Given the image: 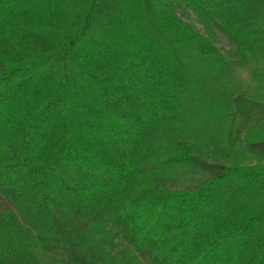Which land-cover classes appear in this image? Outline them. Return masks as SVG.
Returning <instances> with one entry per match:
<instances>
[{
    "label": "trees",
    "instance_id": "obj_1",
    "mask_svg": "<svg viewBox=\"0 0 264 264\" xmlns=\"http://www.w3.org/2000/svg\"><path fill=\"white\" fill-rule=\"evenodd\" d=\"M0 194V264H264V0H0Z\"/></svg>",
    "mask_w": 264,
    "mask_h": 264
},
{
    "label": "rangeland",
    "instance_id": "obj_2",
    "mask_svg": "<svg viewBox=\"0 0 264 264\" xmlns=\"http://www.w3.org/2000/svg\"><path fill=\"white\" fill-rule=\"evenodd\" d=\"M175 13L182 22L189 25L193 30L197 31L200 35L206 38L208 42L220 53V55L225 61H232L235 59L234 47L232 46V44L225 38V36L220 34L214 28L211 29L210 27L212 34L208 35L203 25L199 21L198 17L193 13V11H191L189 8L185 7L182 4L181 6L175 9ZM239 140L242 143L245 140L243 131L240 132L239 134ZM0 208H8L13 210L12 205L7 200H5L1 196V194H0Z\"/></svg>",
    "mask_w": 264,
    "mask_h": 264
}]
</instances>
